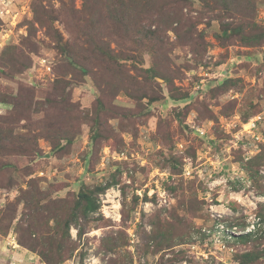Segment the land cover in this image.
Segmentation results:
<instances>
[{
  "label": "rangeland",
  "instance_id": "obj_1",
  "mask_svg": "<svg viewBox=\"0 0 264 264\" xmlns=\"http://www.w3.org/2000/svg\"><path fill=\"white\" fill-rule=\"evenodd\" d=\"M40 1L49 8L60 4ZM229 1L227 11L221 0L176 6L172 10L181 9L179 23L164 14L156 18L152 28L161 29L166 48L156 47L155 54L136 51L140 60L134 65H153L155 72L149 75L157 98L139 101L119 92L113 99L115 114L108 119L115 134L97 141H91V122L83 114L99 95L94 80L101 84L104 77L95 61L88 65L96 69L94 80L91 73L79 75L68 67L45 28L30 22L31 7L39 0L21 6L20 16L1 15L0 91L15 95L22 86L32 87L35 99L45 101L52 95V82L70 70L76 115L71 120L67 112L58 113V120H67L73 130L72 142L62 150H52L39 137L45 112L19 122L15 132L38 135L39 150L30 156L0 155V216L30 177L45 199H70L82 184L114 180L98 194L99 207L85 232L79 237L70 228L77 248L61 264H239V253L247 250L262 253L258 264H264V221L258 220L264 213V41L246 45L233 29L244 26L246 32L253 21L264 27V0ZM74 2L80 6V0ZM54 25L69 40L63 24ZM225 25L227 36L222 34ZM27 36L35 45L24 44ZM23 63L30 66L14 72ZM130 72L139 79L145 75ZM226 77L233 79L229 85L222 83ZM10 108L0 102V115ZM257 116L255 127H249ZM22 211L21 202L13 227ZM215 213L227 223L257 219L258 233L250 241L227 239L222 247L212 236ZM13 227L0 237L17 243ZM103 239L113 243L112 251L101 250Z\"/></svg>",
  "mask_w": 264,
  "mask_h": 264
},
{
  "label": "trees",
  "instance_id": "obj_2",
  "mask_svg": "<svg viewBox=\"0 0 264 264\" xmlns=\"http://www.w3.org/2000/svg\"><path fill=\"white\" fill-rule=\"evenodd\" d=\"M191 1L193 0H80V6L76 7L74 0L70 2L60 0L57 8H49L39 0L31 7L30 22L45 28V34L52 39L59 53L65 57L69 68L77 71L76 73L80 72L79 75L91 73L94 80L96 69L88 65L91 61H95L94 64L105 77L102 78V85L94 80L99 95L92 108H85L83 112L85 120L91 122V141L108 139L115 134L108 119L115 114L113 99L119 92L139 101L145 98L150 102L157 98L154 96L149 75L155 72V68L151 65L140 69L134 65L138 62L137 59L140 60L135 52L145 49L155 54L156 47L165 49L167 42L161 29L157 26L152 28L156 18L164 14L173 17L174 22L179 23V18L182 16L181 9L177 11L172 9L176 6L181 8ZM221 2L226 11L231 8L229 0H221ZM55 21L63 24L70 35L69 40H63L61 32L54 25ZM246 26L250 28L246 32L244 26L233 28L242 42L252 45L264 41L263 26L255 21ZM229 30L228 25H225L222 29L223 36H227ZM24 41V44L35 45L30 36L25 37ZM29 52H33V49ZM5 53L6 50L2 52L3 57ZM27 58L30 59L29 56ZM5 60L7 64L8 58ZM16 66L14 72H21L30 65L23 63ZM132 69L142 70L145 73L144 77L139 79L130 72ZM66 72L64 71L61 77H57L52 82V95L45 101L35 99L32 87L22 86L15 95L0 91V102L11 106L7 114L0 115V155L38 154V135L31 132H15L16 126L22 119H29L32 113L37 112H45L41 120L44 129H41L39 137L49 141L52 150H62L72 142L71 123H67L66 118L64 123L58 120V113L63 111L69 114L71 120L76 115L75 105L70 102L73 82L67 77L72 76L73 71ZM231 81H233L231 77H226L222 83L229 85ZM259 157L260 154L256 156ZM169 158L174 162L176 160L172 155ZM250 172V175L254 174L253 170ZM113 183L114 180L92 186L82 184L70 199L66 197L45 199L46 193L40 190L36 180L30 177L27 180V187L21 189L20 196L16 201L8 203L1 214L0 234L6 235L13 227L12 223L17 218L16 208L22 202L23 211L13 227L17 233V243L35 253L41 263L61 264L69 259L77 248L71 237L70 228L74 227L79 237L85 232L86 225L94 219V213L99 207L98 194ZM263 207L262 205V210ZM258 216L261 222L264 221V213L262 217ZM4 220H8L6 225H2ZM222 220L229 228L232 226L238 229L245 228V222L227 223L226 219ZM257 231L258 229L237 235L231 234V237L237 242L250 241L257 235ZM113 248L111 241L102 240L101 250L109 252ZM261 256L262 253L253 250L243 251L239 253L238 263L258 264Z\"/></svg>",
  "mask_w": 264,
  "mask_h": 264
},
{
  "label": "crops",
  "instance_id": "obj_3",
  "mask_svg": "<svg viewBox=\"0 0 264 264\" xmlns=\"http://www.w3.org/2000/svg\"><path fill=\"white\" fill-rule=\"evenodd\" d=\"M11 2L9 6L10 13L3 14V17L20 16L23 5H26L29 0H8ZM3 7L0 0V9ZM13 15V16H12ZM10 237V236H9ZM9 237H0V264H44L37 261L36 256L25 249L18 246L14 239Z\"/></svg>",
  "mask_w": 264,
  "mask_h": 264
},
{
  "label": "built area",
  "instance_id": "obj_4",
  "mask_svg": "<svg viewBox=\"0 0 264 264\" xmlns=\"http://www.w3.org/2000/svg\"><path fill=\"white\" fill-rule=\"evenodd\" d=\"M2 4H3V7L0 9V16L3 14L10 13L9 11L10 1L2 0ZM46 68L49 69V67H46ZM259 119H260V116L254 117L253 119H250L249 120L250 123H247V124H250L249 127H255V123ZM164 194L165 192L163 191L162 195L164 196ZM214 216H216L217 222L215 224V230L213 231L212 236L214 237V240L218 242L222 247H225V240L227 239L232 240L231 234L237 235V234H240L241 232H252L255 229L254 225L259 224L258 223L259 219L257 220V219L251 218L247 220V223L245 224L244 229H238L236 226H232L229 228L226 226L225 221L221 219L222 217L221 213H215ZM203 232L208 234L210 233V230L203 228Z\"/></svg>",
  "mask_w": 264,
  "mask_h": 264
}]
</instances>
